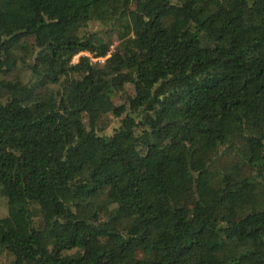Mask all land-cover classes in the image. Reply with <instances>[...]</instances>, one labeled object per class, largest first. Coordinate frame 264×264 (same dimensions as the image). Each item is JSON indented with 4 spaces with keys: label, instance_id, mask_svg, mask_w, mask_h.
<instances>
[{
    "label": "trees",
    "instance_id": "16d2710c",
    "mask_svg": "<svg viewBox=\"0 0 264 264\" xmlns=\"http://www.w3.org/2000/svg\"><path fill=\"white\" fill-rule=\"evenodd\" d=\"M1 258L264 264V0H0Z\"/></svg>",
    "mask_w": 264,
    "mask_h": 264
},
{
    "label": "rangeland",
    "instance_id": "374dc122",
    "mask_svg": "<svg viewBox=\"0 0 264 264\" xmlns=\"http://www.w3.org/2000/svg\"><path fill=\"white\" fill-rule=\"evenodd\" d=\"M80 55H84V54H83V53H79L78 55H76L75 57H73V61H75V60L77 59V57L80 56ZM127 161H129V162H133V163L136 162V160L134 161V159L131 158L129 155L127 156ZM4 263H5V260H3V259L1 258V259H0V264H4Z\"/></svg>",
    "mask_w": 264,
    "mask_h": 264
},
{
    "label": "built area",
    "instance_id": "2783aa9c",
    "mask_svg": "<svg viewBox=\"0 0 264 264\" xmlns=\"http://www.w3.org/2000/svg\"><path fill=\"white\" fill-rule=\"evenodd\" d=\"M98 61H101L100 59H98Z\"/></svg>",
    "mask_w": 264,
    "mask_h": 264
}]
</instances>
